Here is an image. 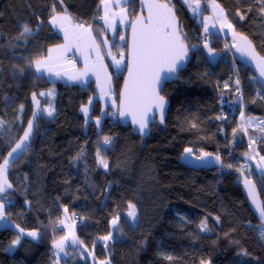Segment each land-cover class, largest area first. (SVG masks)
Returning <instances> with one entry per match:
<instances>
[{
	"label": "trees",
	"instance_id": "obj_1",
	"mask_svg": "<svg viewBox=\"0 0 264 264\" xmlns=\"http://www.w3.org/2000/svg\"><path fill=\"white\" fill-rule=\"evenodd\" d=\"M139 1L126 4L131 21ZM161 2L173 7L191 58L177 79L161 90L168 101L164 123L156 120L142 137L108 114L101 129L94 122L86 124L81 109L97 95L93 83L82 87L50 82L35 72V60L62 42L49 23L53 5L56 12L66 10L76 22L91 26L101 43L107 33L97 21L101 0H0V164L33 118L32 94L56 91L54 116L42 114L34 119L27 148L8 166L12 187L1 197L9 202L5 215L15 229L0 230V264H54L53 242L66 232L57 227L65 208L71 221L73 214L78 216L76 237L83 243L70 247L61 264H98L106 259L110 264H264V240L260 238L264 225L258 224L248 207L238 176L250 173L264 204V175L246 162L252 152L264 155V123L253 128L246 124L248 117L264 122V92L251 72L237 63L244 118L223 110L220 101L226 90L236 87L235 69L224 48V42L230 46L231 40L205 35L206 40L211 38V48L222 55L210 64L200 48L192 47L203 31L202 23L190 15L182 0ZM216 3L236 32L247 36L264 56L261 0ZM238 10L245 13V19H239ZM24 24L32 32L20 36ZM127 36L123 45L114 40L111 47L113 54L123 53L125 61ZM124 70L113 76L117 101ZM40 99L48 104L44 97ZM92 107L91 115L98 116L99 99L95 98ZM105 136L112 138L110 145H104ZM185 148L198 157L210 153L221 159L192 167L181 161ZM98 151L107 169L98 163ZM129 203L135 205L134 224L127 215ZM117 215L114 228L111 221ZM205 220L210 231L201 230ZM20 229L23 233L37 231L36 241L21 237ZM109 232L112 239L105 247L100 237ZM17 236L19 244L8 251Z\"/></svg>",
	"mask_w": 264,
	"mask_h": 264
},
{
	"label": "snow or ice",
	"instance_id": "obj_2",
	"mask_svg": "<svg viewBox=\"0 0 264 264\" xmlns=\"http://www.w3.org/2000/svg\"><path fill=\"white\" fill-rule=\"evenodd\" d=\"M104 4L105 14L100 17L105 22L107 27L115 29L114 17L116 13L111 12L112 3L111 0H101ZM125 3L128 0H124ZM141 3L147 8V15H137L134 20L130 22L132 29L131 43L127 45L129 48L127 62L125 63V56L123 53L120 55V59L117 60L113 57V60L117 68H126L127 77L124 80L123 88L120 91V105L119 112L121 116L131 115L134 124L139 125V131L143 133L148 127V113L153 109L159 111L160 123H164L165 119V108L168 103L166 97L161 94L162 83L164 80L168 79L170 76H174L179 72L183 67V61L187 58L189 52V47L185 43L186 35L183 33L182 28L177 20L176 14L173 11V7L170 6L167 2H161V0H141ZM184 3L192 8L193 12H198L200 10L199 0H184ZM261 3L264 4V0H261ZM213 10L216 13V23H219L221 29L228 28L233 33V38L237 40V44L234 45L238 52H241L243 55H246L251 58L256 64V67L260 73L261 77H264V56L259 55L255 47L252 44V41L248 39L247 36L237 33L233 25L229 22L225 10L216 3V0H212ZM251 11V8L248 9ZM52 17L50 23L53 26H58L60 30L64 33L65 44L57 45L55 48H49L48 54L42 59L35 60L36 72L39 73L42 70H46L50 74H55L60 76L61 72L54 71L58 68H64L66 64H71V61L67 60L66 53L72 49L73 46L77 47L78 50L83 54V48H97L98 45H95V39L92 36L91 26L85 27L84 24H73L72 17L66 13L56 12L55 5L52 9ZM261 15H264V7L260 8ZM121 16V22L126 17V12L124 9H121L119 13ZM236 15L240 20L245 19V13L241 10H238ZM207 20V18H206ZM215 27V23L212 25ZM205 33L209 31L207 22H205L204 27ZM32 29L24 24L22 26V31L20 36H26L31 34ZM121 40H125L124 36L120 37ZM107 43V41H105ZM195 48V45L192 46ZM204 47H208L207 42L205 41ZM212 49L209 48V53H212ZM97 56L99 53L97 51ZM23 71V70H21ZM65 71L69 69L65 68ZM72 74L69 75V79L79 80L82 76L88 75L89 72H93L97 75L99 80V73L103 71L105 73L104 84L108 87L111 85V77L107 75L105 67L100 64L99 67L95 65H89L87 58L85 59V66L83 71L77 72L73 69L71 70ZM240 81L237 79L236 84L239 85ZM101 92L104 95L108 93L105 92L104 87H101ZM40 96H44L45 93H39ZM47 95H52V92L49 91ZM32 100L39 108V100L37 99V94H32ZM91 103V100L89 101ZM115 104V102H113ZM23 109V105L20 106ZM85 116L88 114V108L84 107L81 109ZM48 116H52L54 108L49 106L44 109ZM37 115L36 112H33V118ZM243 117V113H241ZM2 123V122H0ZM264 123V122H262ZM97 124H99V118H97ZM33 122L32 120L28 121L27 129L24 131L23 136L20 138L19 142L16 143L15 147L8 152V157H12L19 149L22 148L25 141H27L32 134ZM264 131V128L261 129ZM104 145H110L112 143V138L105 136L103 138ZM184 152L190 154L192 152L191 148H185ZM211 155L210 153H204L202 156L197 157V159L203 160L205 157ZM98 163L104 168H108L107 161L100 155L99 151L97 152ZM216 161H220V156L215 157ZM260 160L264 162V156L260 157ZM9 166V159L5 158L3 163L0 164V193H5L7 189L11 188L12 185L8 182L7 179V170ZM259 166V165H258ZM227 167L231 168L232 165L229 164ZM245 187L248 190V196L252 200V203L256 205L257 211L260 214V217L264 219V204H261L258 201L255 185L252 184L247 178L244 181ZM128 216L132 217L133 220L136 219V210L135 205L129 203ZM67 213V208L64 209ZM75 214H73L74 216ZM69 217L66 216V219ZM5 219V210L4 204L0 203V220ZM218 219V218H217ZM119 220V215L113 218L111 221L112 226L115 228ZM65 227L69 228V233L59 241L53 242V247L58 249L59 252L64 251L66 242L71 239L72 244L80 243L74 232V225H66L64 221H60ZM202 231H210L208 228L207 221L201 222ZM23 232V229H20ZM28 236L33 238L37 237L35 231L28 232ZM261 240H264V232L260 234ZM101 240L105 242V247L107 246L106 242L112 239V233L109 232L108 235L100 237ZM20 242V237L12 242L13 245H16ZM87 251V249H86ZM245 255L248 253L244 251ZM67 255V253H65ZM88 255L93 256L92 252H88ZM171 259V257H167ZM98 264H110L109 260L99 261ZM201 264H211L210 261H201Z\"/></svg>",
	"mask_w": 264,
	"mask_h": 264
},
{
	"label": "rangeland",
	"instance_id": "obj_3",
	"mask_svg": "<svg viewBox=\"0 0 264 264\" xmlns=\"http://www.w3.org/2000/svg\"><path fill=\"white\" fill-rule=\"evenodd\" d=\"M206 1V0H205ZM184 3V0L182 1ZM185 4V3H184ZM185 6L188 7L189 9V12H190V15L192 17H194L195 19L198 20V22L202 23V19L205 18L204 17V9L207 13V8L206 6H204L203 4H200V10L198 12H193L192 8L189 7L187 4H185ZM121 9H124L125 12H128V9L127 8H121L120 6H118V10H111L112 13H116L117 15H115L114 17V24H115V29L111 28V27H107V33L106 35H104L102 37L107 39L111 38V41L106 43V47H107V50H108V55H107V60H108V64H110V66H112L114 68V70H118V71H122L123 70V67L121 68H117L114 60H113V57H115L117 60L120 59L119 56H117L115 53L113 54L112 53V50H111V47H112V44L114 42L115 39H119L120 41H123L120 39L121 36H124L126 37L127 36V32L125 31V24H126V17L125 19L123 20V22H121V16L119 15V13L121 12ZM214 22H212V25H213ZM120 24H121V27L122 29L124 30V33L121 34L119 33V29H120ZM129 27V26H128ZM218 27H221L220 24L218 23ZM224 29V28H223ZM228 31V32H227ZM226 32L227 33H224V35L222 34L223 37L231 40V36H232V31L229 30L228 28H226ZM126 34V35H125ZM92 36L94 37V39L96 40L95 38V35L94 33L92 32ZM97 43V44H96ZM96 43L95 45H98L99 47V50H100V42H98L96 40ZM232 44H230V46L232 47ZM229 45V44H228ZM97 51L98 49L93 47V48H83V54H84V57L82 58L81 63H80V66H77V65H74L72 62L71 64H66L64 68H62V74L59 78H57L58 80H55V81H58V82H66L68 84H71L73 81V79H69V78H66V77H69V75L72 74V69H73V66H74V70L77 71V72H80V71H83L84 69V66H85V59L87 58V62L88 64L91 66V65H95L97 67H99L100 64H98L96 61L98 62H102L101 59H103L102 57V54L99 52V57L97 56ZM101 51V50H100ZM100 62V63H101ZM104 67H105V63L102 64ZM65 68L69 69V71H65ZM106 69V73L111 77V85H110V88L108 86H106L104 84V81H105V78H104V72L101 71L99 73V80L97 79V75L94 74L93 72H89L88 75L86 76H82L80 80H82V87L85 86L87 87V82L90 81L91 79H94L95 82L97 80L96 83H94V86H96V91H97V95H95V98L99 99L100 103H101V110L98 114V116H95L93 117L91 115V112H92V109H93V102L95 100L94 97H92L90 100H91V103H89V101L82 107H87L88 108V114L87 116H85L84 112L81 110V114L83 116V118H85V121H86V124H88L89 122H94V124L97 126V128H100L101 127V124L103 122V119L105 118V116L108 114V115H112L114 117L117 118V111H118V106H117V100H116V96H114L115 94V89H114V85H113V76L109 73L108 69L105 67ZM49 80V79H48ZM50 81V80H49ZM70 81V82H69ZM101 87H104L105 89V92H107L108 94L107 95H104L102 94L101 92ZM51 91L52 92V95H47V93ZM45 95L44 96H37V99L39 100V108H37L36 104L33 102V110L34 112L37 113L36 117L37 118L38 116H41L42 114L45 116V117H48V118H51L52 116H54L55 112H56V109H55V96H56V91L54 89L51 88V90H48V91H45L44 92ZM41 97H44L45 99L48 100V104L47 105H43L42 102H41ZM115 102V104L113 103ZM49 106H51L52 108H54V112H53V115L52 116H48L47 112L46 111H43L44 109L48 108ZM109 109H111V111H109ZM243 114H245V111L244 110H241ZM241 117L242 115L239 114ZM35 118H32V122L34 124V119ZM97 118H99V124H97ZM244 118V117H243ZM255 118L254 117H248L246 119V124L249 128H253V127H256V122H255ZM256 124V125H255ZM101 129V128H100ZM27 145H28V140L25 141V143L23 144L22 148L19 149L16 153L13 154L12 157H7L9 159V164L15 160L19 155L22 154V151H24L26 148H27ZM204 153H202L203 155ZM201 155V156H202ZM261 156H264L263 154H261L260 152L257 153V155L253 154V152L248 156L246 162L247 164L248 163H252L253 167L255 168L256 171L262 173L264 175V162H262L260 160V157ZM181 161L182 162H186L187 164L191 165L192 167H205L207 160H215V157L216 156H212V155H209L207 157H205L203 160H200V159H197L198 156H196V154H193L192 152L190 154H186L185 152H183V155L181 156ZM259 165V166H258ZM244 170L246 172L249 171V167L248 166H245L244 167ZM250 175V173H248ZM248 175V176H249ZM2 194V193H1ZM64 218H66V216L68 217V214L64 212ZM131 222H133V224L135 223L136 219L133 220L132 217H129ZM11 229H15V226L14 225H11L10 226ZM6 228V227H5ZM17 230V229H16ZM33 232V231H31ZM28 232H25L24 236H28L27 235ZM37 233V237H38V232L36 231ZM29 238L33 239L36 241L37 237L36 238H33L31 236H28ZM111 240L107 241L106 243L110 242ZM102 244L103 246H105V242L102 240Z\"/></svg>",
	"mask_w": 264,
	"mask_h": 264
},
{
	"label": "crops",
	"instance_id": "obj_4",
	"mask_svg": "<svg viewBox=\"0 0 264 264\" xmlns=\"http://www.w3.org/2000/svg\"><path fill=\"white\" fill-rule=\"evenodd\" d=\"M129 1V0H128ZM183 1V0H182ZM111 3H112V8H111V10H118V6H120L121 8H127L126 7V4L127 3H125L124 2V0H111ZM199 3L200 4H203L204 6H206V8H207V13H205L204 14V17L205 18H203L202 19V27H203V31H202V34H204V35H214V36H218V37H222V39H224V40H228L227 38H225V37H223L222 36V34L224 35V33H227L226 32V28H224V29H221V27H218V23H216V13L214 12V10H213V6H212V0H208V1H205V0H199ZM184 4V3H183ZM185 5V4H184ZM187 7V6H186ZM100 16L102 17V16H104V14H105V10H104V4L103 3H101V6H100ZM70 16V15H69ZM206 18H207V20H206ZM51 20V19H50ZM50 20H49V23H50ZM126 24L124 25L126 28H125V31L128 29V26L130 25V22H131V20H130V18H129V11L128 12H126ZM205 22H207V24H208V27H209V31L207 32V33H205V31H204V27H205ZM212 22H214L215 23V27H212ZM72 23L73 24H78L79 22H76L73 18H72ZM101 23L103 24V27H104V30L105 31H107V26L105 25V22H104V20L103 19H101ZM213 23V24H214ZM80 24H83V23H81L80 22ZM50 25H51V27L53 28V30L55 31V32H57V34H60L61 35V37H62V42L60 43V45H63V44H65V39H64V33L60 30V28L58 27V26H53L51 23H50ZM85 27H87L86 25H84ZM119 33H121V34H123L124 33V30L122 29V27H121V24H120V29H119ZM127 32V31H126ZM126 35V34H125ZM126 38V37H125ZM105 41H107V43L108 42H110L111 41V38H110V36H109V38H107V39H105V38H103L102 39V41H101V43H100V50H99V47H98V53L100 52L101 54H102V57H103V59H101L102 60V62L100 63V62H98V61H96L98 64H103V63H105L106 65H105V67L108 69V71H109V73L113 76V73L115 74H118V73H120L121 71H116V70H114V68L112 67V66H110V64H108V60L106 59L107 58V55H108V50H107V47H106V43H105ZM115 41L116 42H118V44L119 45H123L124 43H125V40H123V41H120L119 39H115ZM95 43H96V40H95ZM114 43V42H113ZM97 44V43H96ZM56 46H54V47H51V48H55ZM71 54H75L76 56H77V60H78V64H77V66H80V63H81V61L80 60H82V58L84 57V54H81V51L80 50H78L77 49V47H75V46H73L72 47V49L70 50V51H68L67 53H66V58L68 57V56H70ZM120 57V56H119ZM34 67H35V64H34ZM62 68H58V69H55L54 71H59V72H61V74H62V70H61ZM124 69V68H123ZM35 72H36V68H35ZM113 72V73H112ZM36 74L37 75H43L44 77H46L47 79H49L50 80V82L51 81H53V82H58V81H55V80H58L57 78H59L60 76H56L55 74H50V73H48L46 70H42L41 72H39V73H37L36 72ZM104 75V78H105V73L103 74ZM108 75V74H107ZM109 76V75H108ZM66 78H69V77H66ZM81 79V78H80ZM75 80V79H71L73 82L70 84V85H72V84H77V85H79V86H82V80ZM70 82V81H69ZM96 82H97V80H96ZM95 82V80L94 79H91L90 81H88L87 82V85L89 84V83H93V86H94V83H96ZM66 83V82H65ZM113 85H114V77H113ZM96 87V86H95ZM110 88V87H109ZM114 89H115V85H114ZM117 100V99H116ZM256 119V118H255ZM255 122H256V124H262V121H260L258 118L255 120ZM255 124V125H256ZM2 196V194L0 193V203H3L4 204V201H3V198L1 197ZM6 206H5V204H4V210L6 209L5 208ZM68 219H66V218H63V220L62 221H64V224H66V225H74L73 223H72V221H71V217L68 215ZM12 224H11V222H10V220H9V218H7L6 217V215H5V219L4 220H0V230H3L5 227H9V228H11L10 226H11ZM60 227H62V229H65V235H67L68 233H69V228L68 227H65L63 224H60ZM74 232H75V235H76V229H75V226H74ZM24 234L25 233H23V232H20V236L21 237H23L24 236ZM64 235V236H65ZM26 236V235H25ZM21 240V239H20ZM19 244V243H18ZM18 244H16V245H12L11 247H9V249H8V251H10V252H13L14 251V249H15V247L18 245ZM76 246H78V243L77 244H72V242H71V239H69L67 242H66V244H65V247H64V251L63 252H59L58 251V249H56V248H54L53 247V249H54V258L53 259H55V261H54V264H61L64 260H65V258H66V255H65V253H67V250L70 248V247H76Z\"/></svg>",
	"mask_w": 264,
	"mask_h": 264
},
{
	"label": "water",
	"instance_id": "obj_5",
	"mask_svg": "<svg viewBox=\"0 0 264 264\" xmlns=\"http://www.w3.org/2000/svg\"><path fill=\"white\" fill-rule=\"evenodd\" d=\"M138 13L134 16V18L132 20L135 19V17L137 15H147V8L141 3V0L139 1V5H138ZM178 20V18H177ZM179 24L181 25L180 21L178 20ZM128 36H127V45H129L131 43V36H132V29H131V25H129L128 27ZM238 33V32H237ZM231 42L233 43L232 44V48H231V51H232V54H233V57L235 58L236 62L243 68H246L248 69L251 74L253 75V78L255 79L257 85L259 86L260 89L263 90L264 92V77H261L260 76V73L256 67V64L253 60H251L250 57L246 56V55H243L241 52H238L236 47H234L235 44H237V40H235L233 38V34L231 36ZM249 39V38H248ZM207 44H208V47H204V45H202L200 47V49L202 50L204 56H205V59H207V61L211 64H214L216 63L217 61H220L221 60V57L222 55L217 53L216 51L213 50V48H211L212 46V41H211V38H207ZM254 46V45H253ZM255 47V46H254ZM209 48H211L213 51L212 53L210 54L209 53ZM255 50H256V47H255ZM128 51H129V48L127 47V57H128ZM257 52V50H256ZM258 53V52H257ZM259 54V53H258ZM260 55V54H259ZM127 57H126V61L125 63L127 62ZM190 58H191V53H190V50L187 54V58L183 61V67L179 70L182 71L184 70L187 65L189 64L190 62ZM179 72L177 74H175L174 76H170L168 79L164 80L163 83H162V88L165 84H169L171 83L172 81H175L179 75ZM124 77H123V80L121 82V88L118 92V101H117V106H118V111H117V117H118V121L123 124V125H130V127L133 128V130L135 132H137L138 134L140 133V135L142 137H146L148 135V132H149V129H150V126L157 120L158 122H160V115H159V111L156 110V109H153L152 111H150L148 113V117H149V121H148V127L145 129V131L143 133H141L139 131V125L138 124H134L133 123V120H132V116L131 115H125V116H121L120 115V112H119V105H120V91L121 89L123 88V85H124V80L125 78L127 77V70L125 68L124 70ZM167 108H168V103L166 105V108H165V114H166V111H167ZM166 116V115H165ZM238 176L240 178V187L242 189V194L243 196L246 198L247 200V203H248V207L251 209L254 217L256 218L257 222L259 225H264V219H262L260 217V214L259 212L257 211V207L255 204L252 203V200L249 198L248 196V190L247 188L245 187V184H244V181L245 179L247 178L248 180H250L252 182L253 185L254 182L253 180L249 177V176H245L243 173H238ZM255 192H256V195H257V198H258V201L263 204L262 202V198L260 197V194H259V190H258V187L255 185Z\"/></svg>",
	"mask_w": 264,
	"mask_h": 264
},
{
	"label": "built area",
	"instance_id": "obj_6",
	"mask_svg": "<svg viewBox=\"0 0 264 264\" xmlns=\"http://www.w3.org/2000/svg\"><path fill=\"white\" fill-rule=\"evenodd\" d=\"M100 16L97 17V21H100ZM195 36V34H193ZM206 41V38L204 37V35L202 33L199 34L198 36V41L195 44V48H200ZM226 48V55L227 58H229V62L231 64V66L235 69V73H234V80H235V86L234 90H232L231 88L227 89V94L224 97V99H222L221 102V108L226 111H228L230 113L231 116H235V115H239L241 114V110H244V101H243V90H242V80L240 79V74L239 71L237 69V62L235 60V58L233 57L231 48H229V46L225 43L224 44ZM67 60L71 61L74 65L78 64V60H77V56L75 54H71L70 56L67 57ZM117 74H114V77ZM239 80L240 83L239 85L236 84V80ZM244 116V114H243ZM5 206L9 205L8 201L4 202ZM73 216V215H72ZM78 222V216L74 215L72 217V223L76 224ZM59 229H61V227L57 226Z\"/></svg>",
	"mask_w": 264,
	"mask_h": 264
},
{
	"label": "bare ground",
	"instance_id": "obj_7",
	"mask_svg": "<svg viewBox=\"0 0 264 264\" xmlns=\"http://www.w3.org/2000/svg\"><path fill=\"white\" fill-rule=\"evenodd\" d=\"M114 76V75H113Z\"/></svg>",
	"mask_w": 264,
	"mask_h": 264
}]
</instances>
